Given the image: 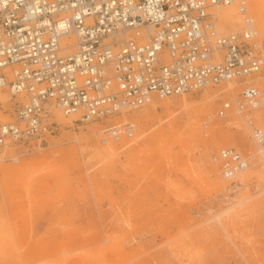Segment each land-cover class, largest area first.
I'll list each match as a JSON object with an SVG mask.
<instances>
[{
    "label": "rangeland",
    "instance_id": "1",
    "mask_svg": "<svg viewBox=\"0 0 264 264\" xmlns=\"http://www.w3.org/2000/svg\"><path fill=\"white\" fill-rule=\"evenodd\" d=\"M248 9L264 47V0ZM237 10L222 32L243 27ZM249 85L264 91V71L135 109L128 141L55 111L59 133L11 150L17 162L0 153V264H264V148L234 180L211 158L256 151L235 109L218 117Z\"/></svg>",
    "mask_w": 264,
    "mask_h": 264
},
{
    "label": "built area",
    "instance_id": "2",
    "mask_svg": "<svg viewBox=\"0 0 264 264\" xmlns=\"http://www.w3.org/2000/svg\"><path fill=\"white\" fill-rule=\"evenodd\" d=\"M248 1L0 0V91L9 96L0 99V153L17 162L11 150L59 133L55 110L78 124L102 123L100 143L132 140L133 110L262 73ZM234 2L243 27L222 32L218 14ZM221 103L218 117L235 109L256 147L251 155L232 145L212 152L222 177L234 180L263 155L264 91L249 85Z\"/></svg>",
    "mask_w": 264,
    "mask_h": 264
},
{
    "label": "bare ground",
    "instance_id": "3",
    "mask_svg": "<svg viewBox=\"0 0 264 264\" xmlns=\"http://www.w3.org/2000/svg\"><path fill=\"white\" fill-rule=\"evenodd\" d=\"M235 4H237V3H235ZM236 7V5L233 7V8H231V9H229V10H225V9H221L220 10V12H219V14H218V19H217V22L218 23H223L224 25L225 24H227L228 26H230V27H234L235 25H236V23H237V20L236 21H232L235 17L234 16H236L237 14H239V12H238V10H237V7ZM233 16V17H232ZM218 29H219V27H218ZM220 30V29H219ZM221 31V30H220ZM259 74V73H258ZM255 75H257V74H255ZM252 76H254V75H252ZM248 77H251V76H248ZM245 78H247V77H245ZM230 81H232V80H230ZM229 82V81H228ZM204 89V88H203ZM1 92L2 91H0V94H1ZM186 94V93H185ZM184 95V94H183ZM1 96V95H0ZM3 97H4V95H2ZM1 96V97H2ZM1 97H0V99H1ZM3 97H2V99H3ZM175 97V96H174ZM169 98H171V97H169ZM166 99H168V98H166ZM162 100V99H161ZM156 101V100H155ZM147 105V104H146ZM145 106V105H144ZM141 107H143V106H141ZM141 107H139V108H141ZM232 110H234V109H232ZM232 110H230L229 112H231ZM55 111H59V110H55ZM229 112H228V114H229ZM62 113V112H61ZM63 114V113H62ZM64 115V114H63ZM66 117H70V116H66ZM71 117L72 118H74L75 117V115H71ZM49 137V136H48ZM47 137V138H48ZM46 138V139H47ZM45 139V140H46ZM249 169V168H248ZM247 169V170H248ZM246 170V171H247ZM245 172V171H244ZM244 172H242V173H244ZM241 173V174H242ZM240 175V174H239ZM238 175V176H239ZM235 179V178H234Z\"/></svg>",
    "mask_w": 264,
    "mask_h": 264
}]
</instances>
